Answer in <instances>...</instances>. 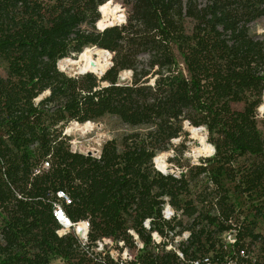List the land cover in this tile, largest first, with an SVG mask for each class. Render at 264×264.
I'll return each mask as SVG.
<instances>
[{
	"label": "trees",
	"instance_id": "16d2710c",
	"mask_svg": "<svg viewBox=\"0 0 264 264\" xmlns=\"http://www.w3.org/2000/svg\"><path fill=\"white\" fill-rule=\"evenodd\" d=\"M111 1L0 0V264H117L92 250L104 240L132 245L128 231L144 245L138 264H183L152 246L153 230L190 232L179 245L185 259L232 229L258 245L252 228L232 223L228 193L264 219V35L250 32L264 0ZM85 50L107 67L59 70ZM103 66L102 76L89 73ZM105 117L129 128L120 143L105 142L97 157L72 152L64 128ZM189 128L203 129L211 157L178 177L157 171L153 160L159 169ZM44 161L49 169L34 175ZM57 192L72 222L88 221L86 244L57 235ZM164 198L180 212L173 224L161 219ZM259 250L254 264H264V241Z\"/></svg>",
	"mask_w": 264,
	"mask_h": 264
},
{
	"label": "rangeland",
	"instance_id": "374dc122",
	"mask_svg": "<svg viewBox=\"0 0 264 264\" xmlns=\"http://www.w3.org/2000/svg\"><path fill=\"white\" fill-rule=\"evenodd\" d=\"M111 3L124 9L120 4V0H112ZM250 32L252 34L264 35V18L252 24L250 26ZM93 60L107 67L105 62H102L100 59H94L92 52L85 50L76 60H70V64H64L61 67L58 66V68L67 75H77L86 68L88 63L93 62ZM103 67L101 69L97 68L98 71H92V73L99 76V74L105 70V67ZM0 75H4V68L1 64ZM122 76L124 78L128 77L127 74H123ZM262 103H264V101H262ZM256 119L259 128L261 129L262 124H264V108H261L260 110L257 109ZM92 124L93 125L87 131L82 130L81 128H76L72 124H68L64 128L63 133L69 139V146L72 152H77L83 155L90 152L94 157H97L105 142L113 140L116 144H119L122 136L129 131L127 126L122 125L117 119L111 117H105ZM189 130L190 128L187 129V136L172 142V148L168 152L160 154L158 159L160 163L159 168L163 173L179 176L180 171L186 172L185 167L198 165L200 159L211 157L212 152L210 154V150L206 147L205 133L199 131L192 134ZM198 181H202V183L205 182L202 178H198L196 182ZM199 185L197 188L193 189L192 192L194 195L200 192L201 189H199ZM228 194L232 201L235 202L236 206L234 210L237 213L235 215L238 216V220L234 222L233 219L232 223L241 229H244V226H248V228H252L254 234L260 236L258 245L251 243L254 256L257 257L260 252V244L264 241V219L254 218L253 211L249 204L246 203L244 197L233 193L231 189ZM186 222L188 221L183 219V223L185 224ZM51 264L63 263L53 261Z\"/></svg>",
	"mask_w": 264,
	"mask_h": 264
},
{
	"label": "built area",
	"instance_id": "2783aa9c",
	"mask_svg": "<svg viewBox=\"0 0 264 264\" xmlns=\"http://www.w3.org/2000/svg\"><path fill=\"white\" fill-rule=\"evenodd\" d=\"M155 165V164H154ZM155 167V166H154ZM49 169V162L44 161L41 166L34 171V175ZM156 169V167H155ZM158 171V169H156ZM162 174L161 170L159 171ZM178 177V176H175ZM70 200L63 192L56 193V199L53 203L52 217L59 225L58 236L73 235L80 245L87 243L89 232V223L87 220L72 222L65 214L64 207L70 205ZM161 219L165 223H172L173 220H179L180 212H175L169 205L166 198L161 205ZM152 219H145L142 227L145 231H151ZM177 230V229H176ZM165 235L160 236L155 230L150 232L152 246H157L165 252H172L183 264H254L255 256L253 246L242 244L237 241L236 230L232 229L221 234L216 238V245L208 253H203L193 259H185L179 249V245L186 246L190 240V232L184 231L180 235L173 237V231L165 230ZM131 236V244L127 245L123 241L104 240L97 241L92 250L93 255L108 256L110 260L117 264H138L137 257L143 253L144 245L132 231H128ZM159 250L155 249L154 252Z\"/></svg>",
	"mask_w": 264,
	"mask_h": 264
},
{
	"label": "bare ground",
	"instance_id": "6f19581e",
	"mask_svg": "<svg viewBox=\"0 0 264 264\" xmlns=\"http://www.w3.org/2000/svg\"><path fill=\"white\" fill-rule=\"evenodd\" d=\"M64 64H70V60L69 59H67V60H63V61H61V62H59V64H58V66H63ZM105 71V70H104ZM81 72H88L87 70H86V68L83 70V71H81ZM89 72H91V71H89ZM92 73V72H91ZM72 125L74 126V127H76V128H81L82 130H88L93 124L92 123H85V124H82V125H78V124H76V123H72ZM70 131V130H69ZM190 133H192V134H194V133H197V132H199V131H197L196 129H194V128H191L190 130ZM206 147L210 150L209 151V153L211 154V152H212V149H211V146L210 145H208V144H206ZM99 149V148H98ZM214 152V151H213ZM160 169V168H159ZM161 170V169H160Z\"/></svg>",
	"mask_w": 264,
	"mask_h": 264
},
{
	"label": "water",
	"instance_id": "95a60500",
	"mask_svg": "<svg viewBox=\"0 0 264 264\" xmlns=\"http://www.w3.org/2000/svg\"><path fill=\"white\" fill-rule=\"evenodd\" d=\"M101 8V7H100ZM100 8H99V11H100ZM106 26H104L103 28H105ZM97 50V49H96ZM106 52V51H105ZM108 55H110L108 52H106ZM112 64H110V66H111ZM109 66V67H110ZM108 67V68H109ZM107 68V69H108ZM107 69H105V71L107 70ZM104 71V72H105ZM104 72H102V73H100L99 74V76L98 77H100V76H102L103 74H104ZM84 73H87V72H80L79 74H84ZM89 73H91V72H89ZM95 75V74H94ZM197 131H203V129H201V128H199V129H196ZM86 156H93L90 152H87L86 154H85ZM153 163L155 164V159L153 160ZM157 169V168H156ZM158 171H160V170H158Z\"/></svg>",
	"mask_w": 264,
	"mask_h": 264
}]
</instances>
